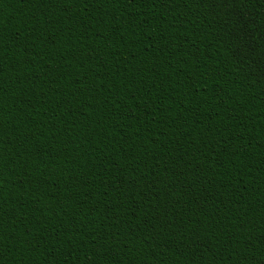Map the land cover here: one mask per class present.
<instances>
[{"label":"trees","instance_id":"obj_1","mask_svg":"<svg viewBox=\"0 0 264 264\" xmlns=\"http://www.w3.org/2000/svg\"><path fill=\"white\" fill-rule=\"evenodd\" d=\"M0 264H264V0H0Z\"/></svg>","mask_w":264,"mask_h":264}]
</instances>
